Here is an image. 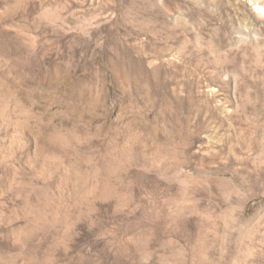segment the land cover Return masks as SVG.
Wrapping results in <instances>:
<instances>
[{"label": "clouds", "instance_id": "1", "mask_svg": "<svg viewBox=\"0 0 264 264\" xmlns=\"http://www.w3.org/2000/svg\"><path fill=\"white\" fill-rule=\"evenodd\" d=\"M0 264H264V0H0Z\"/></svg>", "mask_w": 264, "mask_h": 264}]
</instances>
